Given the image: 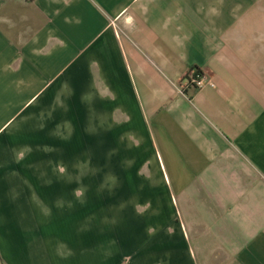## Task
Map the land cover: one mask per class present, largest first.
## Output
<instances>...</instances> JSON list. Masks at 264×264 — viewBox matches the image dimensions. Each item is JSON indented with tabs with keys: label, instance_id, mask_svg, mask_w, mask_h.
Wrapping results in <instances>:
<instances>
[{
	"label": "crops",
	"instance_id": "crops-1",
	"mask_svg": "<svg viewBox=\"0 0 264 264\" xmlns=\"http://www.w3.org/2000/svg\"><path fill=\"white\" fill-rule=\"evenodd\" d=\"M0 264H264V0H0Z\"/></svg>",
	"mask_w": 264,
	"mask_h": 264
},
{
	"label": "built area",
	"instance_id": "built-area-1",
	"mask_svg": "<svg viewBox=\"0 0 264 264\" xmlns=\"http://www.w3.org/2000/svg\"><path fill=\"white\" fill-rule=\"evenodd\" d=\"M184 84L193 88H199L207 84V80L204 76L196 74L194 70H191L184 77Z\"/></svg>",
	"mask_w": 264,
	"mask_h": 264
},
{
	"label": "rangeland",
	"instance_id": "rangeland-1",
	"mask_svg": "<svg viewBox=\"0 0 264 264\" xmlns=\"http://www.w3.org/2000/svg\"><path fill=\"white\" fill-rule=\"evenodd\" d=\"M95 183H101V176H95Z\"/></svg>",
	"mask_w": 264,
	"mask_h": 264
},
{
	"label": "trees",
	"instance_id": "trees-1",
	"mask_svg": "<svg viewBox=\"0 0 264 264\" xmlns=\"http://www.w3.org/2000/svg\"><path fill=\"white\" fill-rule=\"evenodd\" d=\"M195 73L198 74V72L195 70Z\"/></svg>",
	"mask_w": 264,
	"mask_h": 264
}]
</instances>
